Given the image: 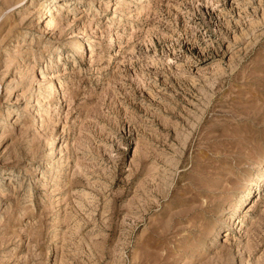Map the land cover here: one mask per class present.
Listing matches in <instances>:
<instances>
[{
    "label": "rangeland",
    "instance_id": "374dc122",
    "mask_svg": "<svg viewBox=\"0 0 264 264\" xmlns=\"http://www.w3.org/2000/svg\"><path fill=\"white\" fill-rule=\"evenodd\" d=\"M0 264H264V0H0Z\"/></svg>",
    "mask_w": 264,
    "mask_h": 264
},
{
    "label": "bare ground",
    "instance_id": "6f19581e",
    "mask_svg": "<svg viewBox=\"0 0 264 264\" xmlns=\"http://www.w3.org/2000/svg\"><path fill=\"white\" fill-rule=\"evenodd\" d=\"M56 151V150H55Z\"/></svg>",
    "mask_w": 264,
    "mask_h": 264
}]
</instances>
